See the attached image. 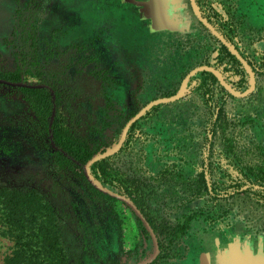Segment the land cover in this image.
<instances>
[{
    "label": "rangeland",
    "instance_id": "1",
    "mask_svg": "<svg viewBox=\"0 0 264 264\" xmlns=\"http://www.w3.org/2000/svg\"><path fill=\"white\" fill-rule=\"evenodd\" d=\"M165 1L181 19L162 29L121 0H0V70L22 65L29 82L49 86L61 124L88 142L96 161L112 156L123 184L158 223L174 226L193 215L171 244L154 231L169 254L161 264H195L196 245L204 250L206 241L264 250V191L245 174L264 152V0H196L197 12L238 47L254 76L222 52L191 0ZM25 19L36 49L23 33ZM201 65L219 70L239 93L255 88L237 97L199 71L179 99L153 103L173 96ZM148 104L121 141L128 120ZM56 152L17 85L0 82V187L35 188L52 203L67 264L149 260L155 241L131 205L97 185L91 169L58 162ZM166 168L175 180L158 178ZM201 174L211 193L191 199L184 179ZM13 249L0 230V264Z\"/></svg>",
    "mask_w": 264,
    "mask_h": 264
},
{
    "label": "trees",
    "instance_id": "2",
    "mask_svg": "<svg viewBox=\"0 0 264 264\" xmlns=\"http://www.w3.org/2000/svg\"><path fill=\"white\" fill-rule=\"evenodd\" d=\"M32 4L33 2L27 6V12L29 13ZM25 20L23 33L25 38L31 37L33 39V48L36 49V38L33 37L31 31L34 29V25L30 19L29 21L28 19ZM227 38L230 40L229 36ZM221 50L237 64L239 71L244 72L241 62L229 51L227 46L222 45ZM30 73L29 69L18 65L13 70H0V81L17 85L23 98L34 111L42 131L51 137V142L57 151L58 162L68 167L85 166L91 160L95 151L90 148L86 140L76 136L61 124L57 110L59 106L58 95H55L45 83L29 82L28 76ZM202 74L218 81L209 71H202ZM261 154V159L246 167L245 174L249 180L257 182L256 185H258L259 190L264 191V152L261 151ZM111 159L112 156L106 157L90 165L94 178L100 184L115 190L118 194L134 199L157 236L166 234L164 239L170 236L168 244L175 242L179 234L186 231L189 222L194 219L193 215L185 217L184 221H180L174 226L168 223L163 225V222L158 223L154 217L145 211L143 204L133 195L130 188L123 184L124 179L117 174V169L113 166ZM158 178L168 182L176 179L173 171L169 168L161 170ZM183 184L187 185L191 199L211 193L203 174L193 179L191 183L189 179H184ZM93 190L98 194H102L96 189ZM107 197L113 201L117 200V198L108 195ZM138 221L142 225L143 231L148 233L142 220L138 218ZM0 230L14 242L12 253L5 257L2 264H67L64 253H62L61 227L56 210L52 203L37 189L0 187ZM159 248V255L151 264H161L163 258L169 257V254L165 251L167 247L161 239H159ZM128 254L131 255L132 252L128 251ZM114 264L122 263L120 260H116Z\"/></svg>",
    "mask_w": 264,
    "mask_h": 264
},
{
    "label": "crops",
    "instance_id": "3",
    "mask_svg": "<svg viewBox=\"0 0 264 264\" xmlns=\"http://www.w3.org/2000/svg\"><path fill=\"white\" fill-rule=\"evenodd\" d=\"M124 3L132 2L138 6V9L136 8L135 11L139 10V12H142L144 14V17L151 19L156 28L162 27V29H165L167 23H170V20L181 19V17L178 15L179 11L177 13V10H175L172 7H168L166 5V1H158V0H121ZM146 2H152V6H144ZM14 3L16 5V0H14ZM131 3V4H132ZM140 6L142 7L140 10ZM131 7V6H130ZM133 7V6H132ZM131 7V9H132ZM133 10V9H132ZM15 13V8L12 12V16ZM138 13V12H137ZM179 16V17H178ZM206 235V234H205ZM208 236V235H207ZM210 236V235H209ZM208 238V237H207ZM211 247V250H206V247L209 245ZM229 245L223 246L221 248H217L213 242L206 241L205 245L201 244V246H205V249H199L198 245H196V262L195 264H264V250H261L260 248H256V251L253 249H245L244 247L238 246L237 244H231L226 243ZM213 246V247H212ZM209 248V247H208ZM252 248V247H251ZM191 251V248H189L188 251H186V256ZM182 259V260H183Z\"/></svg>",
    "mask_w": 264,
    "mask_h": 264
},
{
    "label": "water",
    "instance_id": "4",
    "mask_svg": "<svg viewBox=\"0 0 264 264\" xmlns=\"http://www.w3.org/2000/svg\"><path fill=\"white\" fill-rule=\"evenodd\" d=\"M191 3L197 13V16L198 18L200 19V21L212 32V34L214 36H216L218 39H220V41L223 42L224 45H226L228 47V49L242 62V64L245 66V68L248 70V72L254 76V72L252 70V67L251 65L249 64V62L244 58V56L240 53V51L232 44L230 43L228 40H226L224 38V36H222L218 31L217 29L211 25L201 14H199L197 12V9H196V0H191ZM199 71H209L211 72L217 79L218 81L221 83V85L227 90L229 91L232 95L234 96H237V97H242V96H246L248 95L249 93L252 92V90L255 88V86L253 85L250 89H248L247 91H245L244 93H239L237 92L236 90H234L221 76V73L219 70H217L216 68L210 66V65H201V66H198V67H195L194 69H192L188 74L187 76L185 77L183 83L181 84L180 88L178 89V91L171 97H168V98H163V99H156L153 101L154 104H160V103H166V102H171V101H176L177 99H179L185 92L186 90V83L187 81L189 80V78H191L192 75L196 74L197 72ZM2 82V81H0ZM5 83V82H3ZM8 84H11V83H8ZM15 85V84H13ZM150 105L151 104H148V105H145L136 115H134L132 118H130L128 120V122L126 123V125L124 126V129H123V133H122V136H121V141H123L126 137V134L130 128V126L136 122L149 108H150ZM97 160V157L93 156L91 158V160L85 165V168L87 170L90 169V165L95 162ZM95 180V179H94ZM97 185H99L100 183L97 182ZM108 193H110L112 196H115L119 199H122L126 202H128L131 207L135 210V212L138 214V216L140 217V219L144 222L145 226L147 227V229L150 231V233L152 234V237L155 241V252L154 254L150 257L149 260L145 261V262H142V263H138V264H149L151 262H153L157 256H158V253H159V244H158V240H157V236L154 232V229L153 227L151 226L150 222L148 221V219L146 218V216L143 214V212L133 203V202H130L128 200V197L126 196H123V195H120L118 193H113L109 190H104Z\"/></svg>",
    "mask_w": 264,
    "mask_h": 264
},
{
    "label": "flooded vegetation",
    "instance_id": "5",
    "mask_svg": "<svg viewBox=\"0 0 264 264\" xmlns=\"http://www.w3.org/2000/svg\"><path fill=\"white\" fill-rule=\"evenodd\" d=\"M223 15H225V13H223Z\"/></svg>",
    "mask_w": 264,
    "mask_h": 264
}]
</instances>
